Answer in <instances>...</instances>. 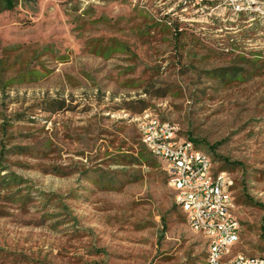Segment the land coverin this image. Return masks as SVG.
Masks as SVG:
<instances>
[{
	"label": "rangeland",
	"instance_id": "rangeland-1",
	"mask_svg": "<svg viewBox=\"0 0 264 264\" xmlns=\"http://www.w3.org/2000/svg\"><path fill=\"white\" fill-rule=\"evenodd\" d=\"M12 2L0 1V264H204L206 238L139 139L142 114L227 166L233 249H264V0Z\"/></svg>",
	"mask_w": 264,
	"mask_h": 264
},
{
	"label": "built area",
	"instance_id": "built-area-1",
	"mask_svg": "<svg viewBox=\"0 0 264 264\" xmlns=\"http://www.w3.org/2000/svg\"><path fill=\"white\" fill-rule=\"evenodd\" d=\"M236 7L239 12L248 10ZM136 122L145 148L164 161L174 203L189 227L206 238L204 264H264V249L257 254L233 249L239 222L233 211L230 172L213 169L209 154L178 136L173 122L156 114L139 115Z\"/></svg>",
	"mask_w": 264,
	"mask_h": 264
},
{
	"label": "trees",
	"instance_id": "trees-1",
	"mask_svg": "<svg viewBox=\"0 0 264 264\" xmlns=\"http://www.w3.org/2000/svg\"><path fill=\"white\" fill-rule=\"evenodd\" d=\"M0 1H2V0H0ZM3 6H2V9H5V8H10L12 5H13V2H12V0H3V4H2ZM221 70H223L222 71V73H221V76L222 77H224L225 75H226V73H228L227 71H225L224 70V68H222ZM190 139L193 141L192 143H193V145L194 146H196L197 147V145H196V141L193 139V138H191L190 137ZM143 144V143H142ZM148 151V150H147ZM149 152V151H148ZM150 153V152H149ZM151 154V153H150ZM152 156H154V157H157V156H155V155H153V154H151ZM159 158V157H158ZM132 162H138V158H133V160H132ZM231 164H233V166H235L236 164H237V162L236 161H232L231 162ZM226 167L227 166H225V165H223V164H221V165H219L218 166V168H217V170H219V169H225V170H228V169H226ZM229 171V170H228ZM235 202H236V200H235ZM175 204V203H174ZM176 205V204H175ZM261 205H264V202L261 204Z\"/></svg>",
	"mask_w": 264,
	"mask_h": 264
}]
</instances>
